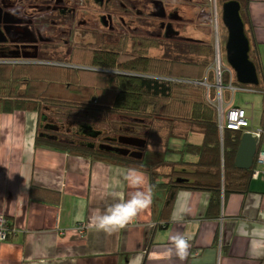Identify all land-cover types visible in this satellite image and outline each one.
I'll use <instances>...</instances> for the list:
<instances>
[{"label":"trees","instance_id":"obj_1","mask_svg":"<svg viewBox=\"0 0 264 264\" xmlns=\"http://www.w3.org/2000/svg\"><path fill=\"white\" fill-rule=\"evenodd\" d=\"M248 2L245 0L241 3V14L245 18L246 33L256 45L252 34L253 24L247 10ZM185 40L187 42L182 43L188 48L195 47L197 52L199 49L201 51L202 45L190 39ZM206 51L203 58L194 61L75 46L71 49L69 59L61 63L0 62V113H33L35 148L74 153L144 171L152 190H166L167 207L178 189L206 193V215L217 217L222 197L225 201L229 194L249 191L252 172L255 169L262 171L264 165H255L254 161L255 166L249 169L235 167L234 158L243 131L227 128L219 130L214 103L217 79L213 62L214 46L207 45ZM250 54L255 57L254 47H251ZM7 57L0 55L3 60H8ZM224 70L220 72L219 80L221 93L228 99L230 90L225 88L228 73ZM230 85L236 90L251 89L262 94V126L263 86H241L234 81ZM94 111L102 112L103 115L97 117L92 114ZM112 114L149 122L145 135H141L137 129L130 132L123 125L110 126L112 132L116 130L118 134L124 135L118 137H128L130 134L141 138L144 142L141 156H131L129 147L128 154H123L117 149L115 137L103 138L101 134L105 135L104 131L93 128L94 124H109L110 120L105 122V116ZM56 116L79 121V130H61ZM190 136L197 141L188 142ZM85 138L91 141H84ZM174 138L181 141V148L169 147V140ZM154 143L160 145L165 153L179 155L176 159L160 160L172 166L168 183L158 182L157 165L148 157ZM29 196L53 204L60 199L58 191L37 186H30Z\"/></svg>","mask_w":264,"mask_h":264},{"label":"crops","instance_id":"obj_2","mask_svg":"<svg viewBox=\"0 0 264 264\" xmlns=\"http://www.w3.org/2000/svg\"><path fill=\"white\" fill-rule=\"evenodd\" d=\"M247 10L256 40L255 45L249 37L250 53L251 47L255 52L250 58L264 88V0H249ZM31 117L35 115L30 112L0 113V216L15 230L9 239L0 240V264H264V247L252 235L253 228L264 226V166L251 176L249 191L229 194L225 201L222 197L217 217L206 215V193L178 189L167 207V192L151 189L152 205L124 229L108 234L90 226L92 217L137 190L123 178L134 167L35 148L36 129L27 126ZM260 125L259 116V124L249 122L243 132L252 133ZM180 142L171 139L169 147L181 148ZM169 153L163 152L165 158H177ZM141 172L142 189L147 190L148 177ZM30 186L58 191L59 202L31 199ZM243 224L248 225L247 236L241 235ZM176 233L190 238L183 261L174 250L169 252L170 236Z\"/></svg>","mask_w":264,"mask_h":264},{"label":"rangeland","instance_id":"obj_3","mask_svg":"<svg viewBox=\"0 0 264 264\" xmlns=\"http://www.w3.org/2000/svg\"><path fill=\"white\" fill-rule=\"evenodd\" d=\"M156 4L162 6L164 14L158 13L159 9H157ZM221 4V0H104L102 3H98L96 0H78L75 11L70 12L69 8V12L66 13V16L71 19L72 15H75V20H70L64 24L65 26H72L76 28V30H74L70 36H63V38L60 39L62 43L61 46L56 48L52 45V42H55V37L54 35H50L49 30H46L48 37L43 45L33 46L29 44L30 46L28 47L19 48V46H17L16 49L22 54L23 51L28 52L25 53L26 56H28L34 48H36L38 54L35 55H39L36 61L48 63H61L67 61L71 54V49L74 46L105 49L118 53L142 54L157 57L166 56L180 60L195 61L203 58V55L207 53V45L211 47L214 46V49L215 45H217L220 50V72H222L221 64L223 63L225 67L224 71L228 73L227 84L225 85V88H228L230 82H233L232 78L235 83L237 82L232 69H230L225 62L223 47L227 33L220 17ZM107 10L111 15V20L107 17ZM52 14L55 15L56 13L54 12ZM103 17L105 21L102 20ZM24 18H30V20L33 21L28 13L25 14ZM52 18L53 20H58L56 16ZM81 20L86 21L84 24L86 28L80 27L77 29L78 24L76 21ZM109 23L112 25L111 27H109ZM166 27H171L175 33L165 37ZM64 35H66V33H64ZM21 37H19L20 40ZM17 38L18 37H15V39ZM185 39L196 41L198 44L202 45L204 49L201 47V51L199 49L197 52L195 47L191 49L188 48L182 43L187 42ZM10 46L14 48V45L10 44ZM23 57H25V55ZM8 59L14 60V58ZM21 60L23 59L21 58ZM213 62L216 72L218 65L215 57ZM218 82H220V80ZM249 87L254 88L255 86ZM229 90L228 99L223 96L222 93L219 96L216 94L214 99L215 106L217 107L218 103H220V105L222 104L224 107H226V105H239V107L245 108V113L247 112L246 118L248 125L249 122H251L253 126H257L259 124L261 108V97L259 93H253L254 91L252 92L251 89H247L248 91L236 89ZM20 112L21 111H16V115H19ZM101 113L102 112L94 111L92 114L101 117L103 115ZM56 119L60 121L58 126L61 130L69 132L79 130L80 122L73 118H61L56 116ZM25 120H28V118ZM30 120L31 124L28 122L27 126L34 128L35 117H31ZM109 120V124H94L93 128L103 130L105 133V135L103 133L101 134L103 138L105 136L115 137V144L118 149L128 150L127 147H129L130 151H140L144 145L141 138H136L134 135L130 134L128 137H118L122 134H118L116 130L112 132V127L110 126L115 125V127H118V125H123V128L130 132H135V129H137L141 135H145L150 126L149 122L114 114L105 116V122ZM20 122L21 119L17 118L18 125ZM248 125L246 128H248ZM244 130L247 129L244 128ZM190 139L193 142L197 141L195 138ZM92 140L95 141L96 139L92 138ZM84 141H91V139L85 138ZM149 154L152 156L150 158H153L150 159V161H155L157 165L155 169L159 173L157 176L158 182L168 183L172 166L169 163L160 162L161 159H167L165 158L167 156L163 157V148L154 143L149 150ZM172 155L174 156V153ZM177 157H179L178 154ZM167 160L172 159L169 158ZM253 165L254 163H252L251 167L255 166ZM165 191L166 190H163V192ZM164 203H166V201Z\"/></svg>","mask_w":264,"mask_h":264},{"label":"flooded vegetation","instance_id":"obj_4","mask_svg":"<svg viewBox=\"0 0 264 264\" xmlns=\"http://www.w3.org/2000/svg\"><path fill=\"white\" fill-rule=\"evenodd\" d=\"M96 1L102 3L104 0ZM77 2L78 0H0V34H2L0 37V55L14 58V60H3L0 58V62H11L12 64L48 63L36 61V58L39 57V55H35L38 54L36 48H34L30 55L26 56L25 53L28 52L23 51L22 54L16 47L25 48L30 46L29 44L33 46L43 45L48 37L46 30H49L50 35H54L55 37V42H52V45L56 48L61 46L60 39L63 36H70L76 30V28L65 26L64 24L70 20H75V15H72L71 19L66 16V13L69 12V8L70 12H74ZM156 7L159 9L158 13L164 14L160 4H156ZM54 12L56 13L55 15L52 14ZM26 13L30 14L33 21L30 18H24ZM107 13V17L111 20L108 10ZM50 16H56L58 20H53ZM102 20L105 21L104 17ZM76 22L78 24L77 29L80 27L86 28L84 26L86 21L81 20ZM111 26L109 23V27ZM166 29L165 37L175 33L171 27H166ZM15 37L18 38L15 39ZM19 37H21V40ZM10 44L14 45V48H11ZM24 55L25 57H23Z\"/></svg>","mask_w":264,"mask_h":264},{"label":"water","instance_id":"obj_5","mask_svg":"<svg viewBox=\"0 0 264 264\" xmlns=\"http://www.w3.org/2000/svg\"><path fill=\"white\" fill-rule=\"evenodd\" d=\"M240 8L241 5L238 0H225L221 4L220 17L227 33L223 47L225 62L232 69L235 80L239 85L256 87L259 84L257 69L254 61L250 58V40L245 30ZM214 52L219 67L220 50L217 45ZM218 86L221 87L222 85L218 83ZM259 145L260 141L253 133L244 131L241 134L235 154V167L249 169L252 166L254 154ZM118 150L123 154L128 153L126 149ZM134 154L140 156V153L137 152L131 155Z\"/></svg>","mask_w":264,"mask_h":264},{"label":"clouds","instance_id":"obj_6","mask_svg":"<svg viewBox=\"0 0 264 264\" xmlns=\"http://www.w3.org/2000/svg\"><path fill=\"white\" fill-rule=\"evenodd\" d=\"M123 178L128 182L130 187L137 190L128 199L121 198L117 202L108 205L102 213L92 217L90 226L95 230L111 234L124 229L140 212L152 205V190L151 188L147 190L142 189L144 175L140 170L129 168L124 173ZM241 235H249L247 224L241 225ZM252 235L258 238V246L264 247V226L253 228ZM170 243L172 248L169 249V252L174 250L179 260H185L191 247L190 238L182 233H176L170 236Z\"/></svg>","mask_w":264,"mask_h":264},{"label":"built area","instance_id":"obj_7","mask_svg":"<svg viewBox=\"0 0 264 264\" xmlns=\"http://www.w3.org/2000/svg\"><path fill=\"white\" fill-rule=\"evenodd\" d=\"M218 65V63H217ZM220 74V68L216 69V94L219 96L221 94L222 86H218V76ZM228 88L233 90L234 88L229 84ZM217 112H218V127L219 130H223V128H227L230 130H244L247 127L248 121L246 118L245 110L239 106L226 105L224 107L220 103L217 104ZM263 125L260 126L256 130H252V133L259 139L260 145L258 146L254 158L253 163L255 161V165H264V122ZM258 170H254L252 172V176H256ZM80 231H82L83 226L79 225ZM15 233L13 227L8 224V220L4 216H0V240H5L8 236H12Z\"/></svg>","mask_w":264,"mask_h":264},{"label":"bare ground","instance_id":"obj_8","mask_svg":"<svg viewBox=\"0 0 264 264\" xmlns=\"http://www.w3.org/2000/svg\"><path fill=\"white\" fill-rule=\"evenodd\" d=\"M218 47V46H217ZM220 57V56H219ZM193 83H195V82H193Z\"/></svg>","mask_w":264,"mask_h":264}]
</instances>
